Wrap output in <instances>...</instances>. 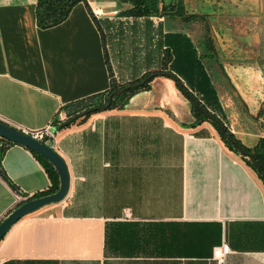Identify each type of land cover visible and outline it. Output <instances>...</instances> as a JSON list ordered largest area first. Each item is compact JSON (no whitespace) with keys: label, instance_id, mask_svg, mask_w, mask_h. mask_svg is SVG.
Returning a JSON list of instances; mask_svg holds the SVG:
<instances>
[{"label":"crops","instance_id":"crops-1","mask_svg":"<svg viewBox=\"0 0 264 264\" xmlns=\"http://www.w3.org/2000/svg\"><path fill=\"white\" fill-rule=\"evenodd\" d=\"M85 1L42 29L37 0H0L1 122L33 135L112 81L171 73L242 147L264 155V65L239 57L224 66L209 14L187 16L184 5L129 16L121 0ZM252 5L264 12V0ZM240 26L234 35L244 44L252 35ZM47 144L66 162L67 196L8 230L0 264H214L223 242L226 264H264V182L210 121L196 119L173 78L155 76L122 109L91 115ZM0 167V221L51 185L22 146H7Z\"/></svg>","mask_w":264,"mask_h":264},{"label":"trees","instance_id":"trees-1","mask_svg":"<svg viewBox=\"0 0 264 264\" xmlns=\"http://www.w3.org/2000/svg\"><path fill=\"white\" fill-rule=\"evenodd\" d=\"M121 1L125 2V3H129L131 5V8L124 12V14L129 15V16H144V15H149V14H154V15L163 14L162 10L158 7V2L156 0H121ZM80 2L87 5L85 0H37L36 22H37L38 27H40L42 29H46V28H50V27H53V26H56V25L62 23L63 21H65L67 19L72 8ZM191 16L192 15H190V17ZM165 56H167L169 59H171L172 53H167V55H165ZM158 74H163V73H161V72L149 73V74L142 76L140 79H138L135 82H132L130 84H126V85H122V86L116 85L118 89H123L125 87H128V89L126 91H124L121 95H119L117 97H113L111 100L110 106L108 107V109L106 111H110V110H114V109H122L125 106V104L127 103L128 99L131 95H133L134 93H136L138 91L148 89L149 83ZM174 80H175L177 86L179 87L180 81L177 78H174ZM133 85H139V86L137 88H132L131 86H133ZM180 90L185 95V97L189 100V102L191 104L192 113L194 114L196 119L198 121H210L213 124V126L218 130L215 123L212 120H210L208 117H206L203 113H201L196 108L195 104H198L199 106L204 108V110L206 112H208L206 110V108L196 98H194L192 96V94L190 92H188L184 87H183V90L182 89H180ZM113 92H114V88H113V85L111 84V87L107 92L97 94V95L91 96L90 98H87L85 100H80L77 102H73L67 106H64L59 111V113L60 112L65 113V119L59 120V115L57 114L53 118V120L51 121V127H53V128L57 127V126L63 124V122L70 120L71 118L75 117L76 115H79L80 113H82L86 110L96 109L95 111H92L89 114H87L83 117H80L79 119H77L73 123L69 124L68 126L63 127L62 129H65L71 125L80 124L84 120L89 118L91 115L102 113L100 108L106 105L108 97ZM209 115L212 118L218 120L217 118L212 116L210 113H209ZM221 126H222L224 132L230 138L234 139V137L230 133H228V131L226 130V128L223 126L222 123H221ZM219 134H220V132H219ZM220 136H221V134H220ZM221 138L231 151L239 154L238 151L234 148V146H232L222 136H221ZM0 142L3 143V144L1 143V145H0V155L3 153L4 149L7 146L16 145L13 143L6 142L2 139H0ZM242 148L246 152L250 153V151L248 149H246L244 147H242ZM27 150H29V149H27ZM30 152L37 158V160H39V162H41L43 164L44 168L46 169V172L48 173V175L50 177L51 185H50L49 189L46 192L42 193L40 196H34L31 198H26L25 200H23V202H26V201H29V200H32V199H35V198H38L41 196H45V195L55 193L58 189V184H59L58 176H57L55 170L53 169V167L47 161H45L43 158H41L40 156H38L34 152H32V151H30ZM251 154L253 155L256 163L258 164L259 169L264 172V155L261 153H257V152H254ZM243 157L245 159H247L248 165L258 174L259 178L264 182V177L260 174L259 171L256 170V168L253 164V161L250 158H248L247 156H243ZM0 177L3 178L4 180H6V178L4 177V174L1 170V167H0Z\"/></svg>","mask_w":264,"mask_h":264},{"label":"water","instance_id":"water-1","mask_svg":"<svg viewBox=\"0 0 264 264\" xmlns=\"http://www.w3.org/2000/svg\"><path fill=\"white\" fill-rule=\"evenodd\" d=\"M226 0H220V3L223 5L221 10L216 11V14L218 15V21L221 20L224 25L225 29L228 28L233 29L234 31L238 28V21L231 17L230 19H227V16H229V8L226 6V3H224ZM220 5V4H219ZM254 8L255 7L252 4H248L247 7ZM221 7V6H220ZM206 14H210L209 10L206 12V9L202 10ZM213 13V12H212ZM254 16H259L258 12L249 13ZM231 16V15H230ZM160 76H167L169 78H175V76L171 73H164V74H158ZM179 88L183 90V87L181 83L179 82ZM112 85L114 88V92L108 97L107 103L105 106L101 107L100 110L102 112L106 111L108 107L110 106L111 100L113 97H117L121 95L124 91L128 89V87H125L123 89H118L115 82L112 81ZM139 85H133L132 88H137ZM196 108L203 113L206 117H208L210 120H212L215 125L217 126L221 136L227 140L234 148L238 151V153L241 156H247L253 161V164L257 171L260 172V174L264 177V172L259 169L258 164L256 163L253 155L251 153L246 152L238 143L236 140L230 138L223 130L221 123L212 118L208 112L204 110L201 106L198 104H195ZM96 109L92 110H86L79 115H76L75 117L71 118L68 121L63 122V124L54 127L50 129L51 133L55 135V133L59 130H61L63 127L68 126L69 124L73 123L80 117H83L87 114H89L92 111H95ZM0 139L13 143L19 146H22L26 149H29L30 151L34 152L41 158H43L45 161H47L55 170L57 176H58V189L55 193L41 196L26 202H23L22 204L18 205L15 209L10 211L1 221H0V240L4 237V235L8 232L10 228H12L17 222H19L21 219L41 210L44 207L54 205L61 203L64 201V199L67 196L68 190H69V184H70V176L68 172V168L66 165L65 160L51 147L47 144L48 138L47 136H44L42 139L38 140L37 138H34L32 134L26 133L24 131H21L19 129H16L12 126H9L3 122L0 121Z\"/></svg>","mask_w":264,"mask_h":264},{"label":"rangeland","instance_id":"rangeland-1","mask_svg":"<svg viewBox=\"0 0 264 264\" xmlns=\"http://www.w3.org/2000/svg\"><path fill=\"white\" fill-rule=\"evenodd\" d=\"M255 1L256 0L224 1V3H226V6L228 5L227 7L229 8V14L231 15V17L235 18L238 21L237 25L241 27L240 25L244 24L245 26L249 27V31L252 36H248L249 40L244 44L241 43L240 40H237L238 38L234 35L233 29H230L228 36L224 35L228 30L225 29V25L221 20L218 21V15L216 14V11L221 10L223 6L220 3V0H192V2H188V0L186 1L188 2V7L192 8L190 11H187V16L192 15L194 11L199 7V9L202 10L206 9V12H208L209 10L210 14L207 15L206 18L210 29L213 32L215 44L219 49L222 59L224 60V66L236 67L237 64L240 65V62L235 63L236 61H241L239 60V57H241L242 60L246 59L250 61L247 62V65L252 68H255L257 65H264V53H262V50H264V12L256 9L254 11V8H251L250 5L249 7H247L248 4H252ZM242 2H244V5L242 4ZM158 7H160V4H158ZM253 12H258L259 16L249 14ZM193 29L197 30L196 27H192L191 32H197L193 31ZM258 29H262L263 32H261L259 37H254V30L258 31ZM191 39L192 44H194L198 51H200V46L201 48H203V50L204 48L206 49L205 40H203L202 44L200 45V43L198 42L199 36L197 34H192ZM240 47L243 48L244 52L238 54V52L235 51V48L241 49ZM255 57L257 59H255ZM205 60L206 58H204L202 64L205 63L206 65H208L209 63L207 64V61L205 62Z\"/></svg>","mask_w":264,"mask_h":264},{"label":"built area","instance_id":"built-area-1","mask_svg":"<svg viewBox=\"0 0 264 264\" xmlns=\"http://www.w3.org/2000/svg\"><path fill=\"white\" fill-rule=\"evenodd\" d=\"M51 128H47L41 132L33 134L34 138L38 140L42 139L44 136H47L48 141L53 140L55 135H53L50 131ZM26 198H23L25 200ZM231 254V249L226 243H222L220 246L213 248L212 250V258L214 264H226V258Z\"/></svg>","mask_w":264,"mask_h":264},{"label":"flooded vegetation","instance_id":"flooded-vegetation-1","mask_svg":"<svg viewBox=\"0 0 264 264\" xmlns=\"http://www.w3.org/2000/svg\"><path fill=\"white\" fill-rule=\"evenodd\" d=\"M158 2V4H160V9L163 11H165L166 9H169L170 12H174L178 9L183 10L184 5L187 7L186 8V14H188L187 11H190L192 8L188 7V2H192V0H188V2H186L187 0H156ZM200 8V7H199ZM197 8L196 10H202ZM193 15V14H192Z\"/></svg>","mask_w":264,"mask_h":264}]
</instances>
